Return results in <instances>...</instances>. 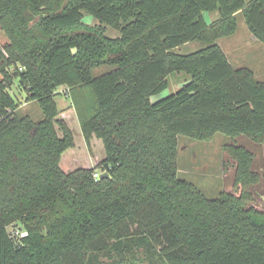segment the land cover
<instances>
[{"label": "trees", "instance_id": "trees-1", "mask_svg": "<svg viewBox=\"0 0 264 264\" xmlns=\"http://www.w3.org/2000/svg\"><path fill=\"white\" fill-rule=\"evenodd\" d=\"M217 10L208 23L203 13ZM84 11L100 24H86ZM238 12L264 42V0H0L11 39L0 68L43 113L16 114L20 102L0 80V107L13 110L0 122V264H97L101 255L138 264L144 250L165 264H264V209L248 205L249 192L210 198L178 168L180 135L264 141V82L217 43L236 33ZM195 40L209 45L174 50ZM105 64L114 69L96 76ZM175 71L191 81L152 101ZM61 86L87 143L96 135L104 144L94 169L60 166L75 145L57 119ZM228 150L237 182L262 179L264 190V158L259 174L247 148Z\"/></svg>", "mask_w": 264, "mask_h": 264}, {"label": "rangeland", "instance_id": "rangeland-1", "mask_svg": "<svg viewBox=\"0 0 264 264\" xmlns=\"http://www.w3.org/2000/svg\"><path fill=\"white\" fill-rule=\"evenodd\" d=\"M250 1V0H247ZM206 17L211 19V14L206 13ZM213 17H220L219 10L213 13ZM238 29L236 33L230 36L221 37L217 40L223 50L231 53L232 66L248 67L257 72V80L264 82V43L261 41L252 42L251 31L245 23V17L242 13L238 14ZM84 22L91 26L99 25L100 21L94 16L84 11ZM107 26L106 34L111 37L120 36V31L116 28ZM10 36L0 25V50L5 51V45L10 43ZM209 45L206 41L195 40L185 43L174 50L178 53L189 54L205 48ZM224 51V52H225ZM14 65L6 66L4 71L12 74ZM111 65H101L94 69L96 76L102 75L113 70ZM263 71V72H260ZM5 72L0 68V80L9 84L5 79ZM192 79L191 74L186 71H175L168 75L169 86L159 94L151 97L152 101H158L173 93L179 91L185 84ZM8 90L20 102L16 114L20 116L28 115L35 121L43 118V113L36 101H27L26 92L20 88L18 79H15L12 85H8ZM65 86L59 87L61 93L56 96L60 114L57 119L64 120L72 129L74 134V147L67 149L61 158L60 166L65 172H72L79 168L94 169L106 157L104 144L100 138L93 135L90 144L87 143L84 133L81 129L79 118L73 105L72 97L66 96ZM61 133V132H60ZM241 145L252 153V169L262 174V165L264 158V141L256 142L244 134L235 137L226 135L222 132H215L210 138L201 140L191 135L179 136V156L178 168L179 176L182 179L194 183L206 196L217 198L223 192L240 195L246 190L252 197L248 205L255 206L258 210L264 209V190L263 181L254 182L248 186L237 182L238 160L229 152L230 146ZM101 169H96L99 173ZM143 258L142 263L138 264H165L164 261L151 252L144 250L139 253ZM97 264H113V258L109 256H99L96 259ZM90 264V263H89Z\"/></svg>", "mask_w": 264, "mask_h": 264}, {"label": "crops", "instance_id": "crops-1", "mask_svg": "<svg viewBox=\"0 0 264 264\" xmlns=\"http://www.w3.org/2000/svg\"><path fill=\"white\" fill-rule=\"evenodd\" d=\"M210 13L211 14V19H208V17H206V13ZM215 11H205L203 14H204V17H205V19H206V21L208 22V23H211V22H213V21H215V20H217L216 18H214L213 17V13H214ZM239 13H241V12H238L237 13V16H238V14ZM238 18V17H237ZM245 23H246V21H245ZM246 25H247V23H246ZM248 26V25H247ZM251 33V32H250ZM251 39H252V42H258V41H261V40H259L257 37H255L253 34H251ZM261 42H263V41H261ZM264 43V42H263ZM220 45V44H219ZM221 46V45H220ZM225 51V50H224ZM225 54H226V56L228 57V59H229V61L232 63V59H231V56H232V54L231 53H228V51H225ZM254 71V73H255V76H256V78H257V72L255 71V70H253ZM260 72H263V71H261L260 70ZM258 79V78H257Z\"/></svg>", "mask_w": 264, "mask_h": 264}, {"label": "built area", "instance_id": "built-area-1", "mask_svg": "<svg viewBox=\"0 0 264 264\" xmlns=\"http://www.w3.org/2000/svg\"><path fill=\"white\" fill-rule=\"evenodd\" d=\"M13 112V110L11 109V108H9V107H7L6 109H5V112L2 110V108L0 107V122L4 119V118H6V116L7 115H9V114H11ZM95 176L97 177V176H99V174L98 173H95ZM26 233L25 232H23L22 233V235H25Z\"/></svg>", "mask_w": 264, "mask_h": 264}, {"label": "water", "instance_id": "water-1", "mask_svg": "<svg viewBox=\"0 0 264 264\" xmlns=\"http://www.w3.org/2000/svg\"><path fill=\"white\" fill-rule=\"evenodd\" d=\"M105 175L108 176V173L101 174V178L104 177Z\"/></svg>", "mask_w": 264, "mask_h": 264}]
</instances>
